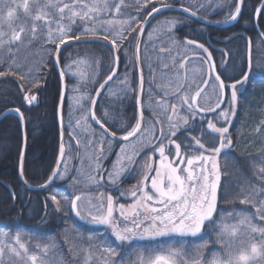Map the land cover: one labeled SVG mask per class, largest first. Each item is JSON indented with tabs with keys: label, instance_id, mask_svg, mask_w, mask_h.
Instances as JSON below:
<instances>
[{
	"label": "trees",
	"instance_id": "16d2710c",
	"mask_svg": "<svg viewBox=\"0 0 264 264\" xmlns=\"http://www.w3.org/2000/svg\"><path fill=\"white\" fill-rule=\"evenodd\" d=\"M19 2H22V0H19ZM37 2L41 5L47 3L58 4L59 7H63L64 4L71 6L73 3L80 5L87 4L91 7L94 4L93 2L95 4H103L105 0H29L30 13L26 15L22 8L19 9V19L11 28L6 22H0L3 30L8 29L6 32L4 31L6 33L4 37L5 45L0 47V71L6 73V75L0 76V116L9 110L18 108L26 118L25 131L27 147L24 163V179L28 181V184L32 185L31 188H37V185L47 179L52 166H54L56 155L59 152V130L56 113L61 81L54 66L56 43L48 42L49 35L53 38L60 37L58 26L71 32H76L85 26L82 24L80 18L74 23L69 20V17L68 20H62L69 12L67 9L61 17L59 8L49 7L37 9L35 7V3ZM107 2L110 8L105 9L103 12L98 11L96 15L101 21H113V25L108 26L109 30H112L114 27L116 31H124V34L128 35L127 25L125 24L123 28L120 25L121 21L128 19V14L132 16L136 15V9L132 7L136 3V0H107ZM204 2L208 3L209 0H204ZM117 3H123L125 5L122 9L123 14L121 15L116 14L115 4ZM222 3L223 0H213V7L208 9V12L211 13L207 17L208 19L211 21L224 19L227 14V9L224 8L221 10L218 6ZM259 5L260 0H245V6L239 21L227 29L206 27L190 19L186 20L187 25L184 29L182 28L177 32L181 39L186 36L189 39H196L199 42L203 39H209L213 43L214 39H221V42H223L222 47L226 54L223 56V60L229 61L226 75L233 74L236 66L240 65L242 60L243 66L247 70V38L251 40L253 67L250 79L245 85L239 88L236 114H229V123L225 124L221 121L218 123V126L229 128V135L234 141L233 146L227 151L222 152L219 156L221 174L220 196L222 197L219 202V207L225 213H243L251 217L252 225L257 228L264 227V220L260 219L258 215H255L256 207L253 206V203L264 201V192L260 191L261 181L257 175L260 168L264 166V130L258 131V126L261 123L259 113L253 106L250 107V104L256 102L252 98L253 93L257 89H260L258 85L264 86V63H258V61H264V44L259 38L254 24V15ZM76 8L81 11L80 7ZM109 12H111V15ZM38 14L44 15V19L39 21L35 20L34 17ZM165 17L185 19V15L172 12H166L157 16L145 33L140 49L141 56L143 51L147 53L151 51L146 47L148 33L158 20L164 19ZM51 25L52 27H50ZM21 26H24L26 29L35 28V35L33 36L31 31H27L25 34H22L27 36V39L23 43L15 42L9 46L7 41L11 39L13 31L19 30ZM87 26L93 27L96 25L89 24ZM132 27L135 28L137 25L133 24ZM202 27L205 30L200 32L199 30ZM258 28L261 33L264 32V16L259 17ZM237 33L239 35L235 40L227 44L224 43L226 37ZM29 39L31 43H29ZM135 43L136 38L133 37L130 45L127 43L124 44V47L128 49L127 58L123 52L120 53V68L133 70L134 87L137 86L138 79L133 58ZM154 48L156 49L152 45V50ZM107 49V47L99 44L74 45L65 48L59 55L61 65L72 64L76 68L79 62L86 63V65L79 64L80 67L82 66L81 71L86 73L87 77L84 84L85 89H82L86 96L91 89L92 84H89L90 81L96 78L97 74L102 81L108 74L109 60ZM101 57L104 58L102 65L98 63ZM143 75L145 80V88L143 89L144 127L145 130L148 128L151 130L154 127L156 130L154 135L155 137H159L161 127L165 129L168 127L170 121L168 122L166 117H169L170 113H173L171 104L175 103L172 97H168L172 94L168 95V92L164 93L163 80L166 74L160 75L159 81L161 89L157 93L158 97L152 100L149 99L151 91L148 87L145 73ZM37 77L39 78L38 81L35 79ZM237 78L239 77L237 76ZM74 79L70 75L65 79V83L68 85V96L71 95L72 86L76 84ZM36 82L40 83L41 87L39 89L32 88V92L38 99L32 105H27L23 99L21 86L24 85L25 88H31L32 84ZM227 82L231 83V81ZM92 87L94 86L92 85ZM95 87H98V84ZM260 90L262 91V89ZM94 94L93 92L92 95ZM262 94H264L263 91ZM105 96L106 94L102 96L97 105L98 116L103 115L100 111L105 110ZM127 100V109L130 113L129 117H131L135 111V98L133 97ZM83 101L85 100L83 99ZM157 101H160V104L156 106ZM229 102L230 97L228 96L223 110L229 108ZM86 103L88 102L81 103V111L84 109ZM153 106L155 108H152ZM71 111L73 112L72 107ZM69 112L70 101L65 99L63 107L65 150L66 156L68 154L71 157L68 164L73 174H75L76 169H79L78 165L81 161L80 154H83V150L85 152L83 155L85 156L87 152L89 153L88 149L91 148L90 150H92L93 148L94 150L95 148L94 146H77L75 149V146H69L73 145L75 141L72 143V139L70 140L68 134L71 132L74 123L80 115V112H78L71 116L74 123L72 127H69ZM197 117L200 119L199 116ZM155 121H162L163 124L154 123ZM130 123H135V121H130ZM87 124L89 125L88 121ZM195 126L198 132L200 127L205 128L206 123H200L195 120ZM189 131L190 129L185 130L182 127L181 132L177 135L180 136L183 134L186 138ZM77 135L79 136L80 133H76ZM214 135L216 134L206 130L204 141L206 143L212 142ZM85 137L88 138L87 136ZM164 142L167 141L165 140ZM216 142L218 143V141ZM22 144L21 124L18 116L10 115L0 123V229L8 233L7 236L10 238H16L18 234L20 235V241L26 244V252L36 257L35 261L32 260V264H37V261H39L38 264H108L109 260H115L116 264H138L141 258L148 260L151 257L154 261L157 254L153 253L152 250L161 245L171 244L174 241H184L186 243L189 248V253L188 256L184 257L185 259L196 255L194 250L202 242L201 237L167 236L155 239H133L130 242H126L125 245H121L112 235L110 229L106 227L88 225L87 222L78 218L70 210L66 215L63 212L56 214L52 211L54 206L51 200L47 201L49 205L48 223L47 225L41 224L40 218L44 215V198L49 195L52 189H58L72 196L81 194L84 188L82 186L69 187L70 179H57L46 191L32 192L25 189L18 176L19 153ZM68 146L69 149H67ZM71 147L73 150L72 153L70 151ZM119 147L121 146H112V153L109 155L107 162L103 164L105 172L111 168ZM76 154L80 156L78 161L74 160ZM193 154L197 153L194 152ZM141 159L143 157H140L139 161ZM136 167L137 165L134 166L133 171L127 178L123 176V179L121 177L123 179H120L121 183L118 180V190L108 185L105 176L104 180L96 184L97 187L91 189L93 190V195L103 194L106 197L108 195L120 197V192L138 182L139 172L136 171ZM11 192H15L17 196L15 201L11 196ZM246 197L250 198L251 202L242 204L240 202L241 199H245ZM92 199L96 198L94 197ZM121 201L124 202L126 200L121 199ZM238 219V217L233 216L231 219L226 220L225 223L229 225L237 224ZM203 239L212 241V243H209L207 249L203 251L205 257L211 260L212 254L215 252L222 260H227L228 255L225 247L219 243H215V232L204 233ZM237 239L245 242L242 249L234 250V254L237 257L240 250L244 252L249 251L253 243L257 244V247L259 246L260 250L264 252V246L260 244L262 237L259 232L239 233ZM104 242H107L116 250L114 256H110L104 247H102ZM263 260L260 257L258 259H251L250 261L255 262L253 264H264Z\"/></svg>",
	"mask_w": 264,
	"mask_h": 264
},
{
	"label": "snow or ice",
	"instance_id": "6c2138e0",
	"mask_svg": "<svg viewBox=\"0 0 264 264\" xmlns=\"http://www.w3.org/2000/svg\"><path fill=\"white\" fill-rule=\"evenodd\" d=\"M218 6L221 10L226 8L227 14L220 21H211L207 17L211 14L208 12V9L213 7V0H209L208 3H205L204 0H136V3L132 5L136 9V15L132 16L128 14V19L121 21V28L126 24L127 30L129 31V34L125 35L124 31H116L114 27L112 30H109L108 26L113 25V21H101L96 15L98 11L103 12L105 9L110 8L107 0L103 4H94L91 7L87 4L80 5L77 3H73L71 6L64 4L63 7L52 3L43 5L38 2L35 3L37 9L49 7L59 8L61 17L66 9L72 11V9L80 7V12L72 11V17L79 16L82 24L85 25L76 32L66 31L63 27L58 26L60 37L53 38L49 35L48 42L56 43V64L61 67V88L56 115L62 127L63 102L65 99H68L70 102L73 99V97L67 95L68 85L64 81L69 75L67 70L71 69L73 65L60 64L59 55L62 50L61 45L67 47L68 41H75L78 44L88 43L89 38L99 41L101 46L111 45L107 49L109 60L108 74L102 81L99 79L98 74L96 78L90 81L94 87L88 91L86 97H81L88 103L84 105L82 116L76 121V123H78L79 119L88 121L89 128H91L93 122L95 125H98V129L94 130V139L89 141L94 148L96 145H99L98 148H95L94 157L96 175H90L89 179L98 184L106 176L108 185L118 190V180L125 173L128 165L139 164L140 157L144 159V163L139 164L142 171L138 182L129 189L120 192V196L131 198L133 201L132 204L125 205L118 203L119 197L108 195L107 209L105 212L103 196L101 195L97 198L100 203L92 204L91 207L84 210L78 203L82 199L80 195L69 196L58 189H52L49 195L44 198V215L40 218L41 224L47 225L48 223L49 205L47 201L51 200L54 206L52 211L56 214L63 212L66 215L70 210L81 220H87L93 224L105 225L111 230L112 235L121 245H125L126 242L137 238L141 240L155 239L173 234L179 237H201L202 242L196 246L194 250L196 255L194 257L185 259L184 257L188 256L189 253V248L186 243L184 241H174L171 244L161 245L153 249L152 252L157 254L154 261L151 257L148 260L141 258L138 264H241V262H247L250 255L255 256L258 254L257 244L253 243L251 245L250 255L240 250L237 257L234 254V250L242 249L245 243L242 240H238L237 235L241 226H246L250 229L251 233H260L262 237L260 244L264 246V227L257 228L253 226L250 217L243 213H225L219 207V202L222 197L220 196L221 174L218 157L223 150L231 148L234 141L229 135V128L218 126V123L220 118L223 117L224 123L227 124L229 123V113L232 115L236 114L239 88L245 85L250 79L253 67L251 40L249 39L247 48V70H245L242 60L241 64L236 66L233 74L226 75L229 61L222 60L221 64L217 65L210 51V46H205V43L189 38H185L183 42H179L178 37L174 35L177 25L183 24L185 20L192 18L203 20L205 26L209 23L233 24L242 15L245 0H223V3ZM124 7L125 5L123 3L115 4L116 14H123L122 9ZM21 8L28 15L30 13L29 0H22V2H19V0H0V22H6L11 28L19 19V9ZM173 8H176L179 12H183L185 19L165 17L163 20H158L148 33L149 38L152 37L153 33L159 31L166 35L174 45L178 42L182 43L188 51L192 52V59L198 60L201 63V71H203V65L207 66L208 78L201 80V83L204 85L203 89L197 91L190 98H182V105L187 106L188 116L179 117V121L176 123H171V117H169L170 122L167 129L161 127L159 137L153 136L152 140L138 142L139 150L135 151L132 155L125 156V147L121 145L116 152V158L111 168L105 172L101 162L111 154L112 144L114 142H130L131 140H136L145 132L143 75L141 74L139 76L137 86L133 87V74L127 70L121 74L118 70L120 53L123 52L124 56L126 58L128 57V49L124 47V44L127 43L130 45L133 37L136 38L138 52L140 43L142 42L141 37L147 30L146 25L149 23V18L153 17L154 14H163L164 11ZM109 14L111 15V12ZM256 15L257 17L264 16V0H260V5L256 8ZM34 19L37 21L43 20L44 15L38 14ZM89 24H98L99 27H88L87 25ZM133 24H136L137 27L133 28ZM204 30L205 28L202 27L199 31L203 32ZM27 31H31L33 36L36 33L35 28L26 29L24 26H21L19 30L13 31L11 39L7 41V44L10 46L15 42L23 43L27 39V36L22 34H25ZM238 35L237 33L226 37L224 43H230ZM260 35L264 36V32ZM5 36L6 33L0 32V47L5 45ZM29 43H31L30 39ZM218 51L224 52V50L219 49ZM103 59L101 57L98 63L102 65ZM135 59L137 63H142L138 54ZM258 63H264V61H258ZM181 67H184V65L181 64ZM71 74L79 75L78 73ZM4 75L6 73L0 71V76ZM35 79L37 81L39 80L38 77ZM227 81H231V83ZM97 84L98 87H95ZM114 84L119 87L120 92L114 91ZM209 85H211L214 92L218 93L216 97L217 103L214 107H201L198 104L197 97L202 96L207 91ZM40 87L41 85L38 82L32 84L31 88H25L24 85L21 86L23 99L27 104L32 105L37 101L38 98L32 92V88L39 89ZM227 89H231L229 108L222 110L221 104L225 99L224 94ZM72 91L73 93L82 91L81 81H78L77 85L72 86ZM93 92L95 95H92ZM105 94L113 96L119 101L121 113L123 112V101L125 99L135 98V111L131 117L127 118V122L116 124L114 120H109V113L107 111L101 116L96 114V106ZM171 107L173 112L177 111L175 104L171 105ZM12 111L17 113L20 124H25L26 118L24 114L18 108ZM208 113L214 115L212 118L207 119V131L216 134L212 137V142L210 143L204 141L205 128L200 127L197 132L195 126V118L199 116L201 121H203ZM71 116L70 104L69 127H72L74 123ZM130 121H135V123H130ZM154 123L163 124L162 121H155ZM182 127L185 130L190 129L186 138L183 134L180 136L177 135L178 132H181ZM260 130H264V121H261L258 126V131ZM150 131H154V127ZM69 136L77 139L79 145V137L75 136V130L69 132ZM165 140L167 141L166 144L164 143ZM153 141L158 142L153 143ZM24 144L25 147H22L19 153V174L25 186L31 188L32 185L28 184V181L24 179L26 136L24 137ZM169 146L174 147V153ZM194 152L197 154H193ZM156 153L159 155L158 162L154 159V154ZM125 160L127 163H125ZM257 175L261 181L260 191L264 192V166L260 168ZM57 179H70L69 187H75L76 182L80 179V170L76 169L75 174H73L72 169L69 167L63 142V130L61 131V142L54 166H52L47 179L43 180L37 187L40 190L49 189L53 181ZM12 197L14 201L17 199L15 192L12 193ZM141 202H143V212L137 210ZM240 202L242 204L249 203L251 200L246 197L245 199H241ZM253 206L256 207L255 215H258L260 219L264 220V201L253 203ZM117 211L120 214L118 218L114 216V213ZM233 216L239 218L237 224L229 225L225 223L226 220L231 219ZM206 232L216 233L215 243H219L225 247L228 255L227 260H222L215 252L212 254L211 260L203 255V251L207 249L209 243H212V241L203 239V234ZM7 235L8 233L0 229V236ZM16 243L19 245V249H24L25 252L27 251L25 245L20 244L19 234L16 237ZM102 247H104L110 256L115 255L116 250L107 242H104ZM19 249L13 247L11 251L19 255ZM2 257L3 248H0V259ZM32 259L35 261L36 257H32ZM108 264H116V261L109 260Z\"/></svg>",
	"mask_w": 264,
	"mask_h": 264
},
{
	"label": "flooded vegetation",
	"instance_id": "af4514ba",
	"mask_svg": "<svg viewBox=\"0 0 264 264\" xmlns=\"http://www.w3.org/2000/svg\"><path fill=\"white\" fill-rule=\"evenodd\" d=\"M161 20H163V19H161ZM186 25H187V21L185 20V23L177 25V27H176L174 35L176 37H178L179 42H183L185 40V38H188V37L185 36L184 38L181 39L178 36V34H177V32L180 31V29H182V28L184 29V27ZM163 35L164 34L161 33V34H157L156 37L154 36L153 39L150 38V39H152L151 42H148V40H147L146 47H148V49H150L151 51H149V53H147L146 51L145 52L143 51L142 56L140 54V59L142 58L141 61L143 63V65L141 63V65L143 67L142 69L144 71L143 73H145V77L147 78V82H148L147 84H148V87L150 88V91H151V94H150L151 97L149 96V99L152 100V99L158 97L157 93L161 89V85H160V81H159L160 80V75L161 74H166V75H164L166 77L163 80L164 90H165L164 93H167L166 92V87H165V85L167 83H170L169 85H172V87L175 86L174 85L175 82H177L178 86L180 85L176 92L171 93L172 95H169L170 93L168 92V95H169L168 97H172L173 100H174V103L177 106V111H176L177 113L176 112L170 113L169 117L173 118L176 114H178L180 116H184V114H187L186 116H188V112L186 110L187 106L186 105H182V98H184V97L190 98L192 95H195L197 91H199L200 89L203 88L204 85L201 83V80L208 78L207 66L203 65L202 73H204V78L201 77V80H200V78H199L200 76H199V77L196 78V80H198V83H195V82H197V81H195L191 85L187 84V78H188L187 72H186L187 64L196 63L198 67L202 68L201 63L198 60L192 59V55L193 54H192L191 51H188L187 53H189V52L190 53L185 55V53L181 52V50L180 51L177 50V48H178L177 45L178 44H181V46L184 49H186V47L182 43L178 42V44L176 43L174 45L169 40V38L167 36H163ZM221 41L222 40L218 39V38L214 39L213 43L209 39H203L201 41L202 43H205V46H210V51L212 52L214 60H215V63L217 65L221 64L222 60L224 59L223 56L226 55L225 54V50L222 47V43L223 42H221ZM215 43H216V45H215ZM152 45H154V47H156V49L154 48L155 50L154 49L152 50ZM162 49H164V50L162 51ZM218 49L219 50H224V52L222 53L221 51H218ZM143 50H145V49H143ZM151 52H152V54H151ZM177 52H179V53H177ZM179 55L181 56V60L179 58ZM185 57H187V58H185ZM133 58H134V54H133ZM181 64H183L184 67H181ZM135 68H136V66H135ZM125 70H127L128 72L133 74V70H131V69H125V68L121 69L120 68V63H119V72L121 74H123L125 72ZM133 85H134V75H133ZM197 86H199V87H197ZM144 88H145V80H144ZM169 88L170 87H168V89ZM113 89L116 92H120L119 87H117L115 84L113 85ZM208 93H214V98L216 100L214 99L215 101L213 100L212 103L210 101L209 104H212L211 107L215 106V104L217 103V98L216 97H217L218 93L213 91V88L211 87V85H209L208 88H207V91L204 92V94L202 96H199V98L197 99L199 106L204 107V106H202V101L205 98L206 94H208ZM225 94H226V101H227L228 100V96L230 97L231 89H227L225 91ZM166 97H167V95H166ZM105 98H106L105 110L104 111H100V113L104 114V112L107 111L109 113V120H114V122L116 124L127 122V118L130 115V113L128 112L129 110L127 109V102H126L128 100L125 99L123 101V112L121 113L120 103H119V101L117 99H115V97L109 96V95L106 94ZM170 103H172V102H170ZM158 104H160V101H157L156 106ZM171 105H173V104H171ZM224 106H225V104H224ZM207 107L208 106H206L205 108H207ZM152 108H155V106H153ZM222 110H223V108H222ZM152 111H153V109H152ZM97 113L98 112H96V114ZM213 115L214 114L206 115V118L203 121H201V119H198V117H196L195 120H197L200 123H206V126H207V119L211 118V116H213ZM169 117H166L168 122H169ZM118 118H120V119H118ZM144 118H145V116H144ZM206 126H205V128H206ZM97 129H98V126L95 125V123L93 122L91 124V128H89L90 132H89V137L87 138L89 141L94 139V130H97ZM206 130H207V128H206ZM177 134H179V132ZM75 136H76V133H75ZM68 137L70 138V140L72 139V143L75 141L73 143V145H69V146H75V149L77 148V146H91V147L93 146L90 143L84 144V145L79 143V145H78L77 139L69 136V134H68ZM77 137H78V135H77ZM139 138L140 137H138L136 140H132L129 143H125V144H119V143H115L114 142L112 144V146H121V145H123V146H138V144H136V145H133V144H134V142L139 140ZM157 142L158 141H153V143H157ZM164 143L166 144L167 142H164ZM98 146L99 145H96L95 148H97ZM105 146H107V145H105ZM90 149H88L89 153H90V151H92V152L95 151V149L93 150V148H92V150H90ZM70 151L72 153V151H73L72 147H71ZM109 155H108V157H109ZM108 157H107V159L103 160L102 164H105L107 162ZM74 158H75L74 159L75 161H78L80 159L79 154H76ZM134 166L135 165H133V166L131 165V167L127 170V172H125L124 175H122V177L124 176L125 178H127L131 174V172L133 171ZM93 173H94V175L96 174L94 168H93ZM124 177H123V179H124ZM120 179L123 180L122 178H120ZM120 179H119V183H121Z\"/></svg>",
	"mask_w": 264,
	"mask_h": 264
},
{
	"label": "rangeland",
	"instance_id": "374dc122",
	"mask_svg": "<svg viewBox=\"0 0 264 264\" xmlns=\"http://www.w3.org/2000/svg\"><path fill=\"white\" fill-rule=\"evenodd\" d=\"M93 3L95 4V2H93ZM72 11L80 12L79 10H77V8L76 9L75 8L72 9ZM72 11H69L68 14L65 17L62 18V20H68L70 18L69 20H71L72 23H74L75 21H77L80 17L79 16H76L75 18H73L72 17ZM91 25H96V27H99L98 24H91ZM50 27H52V25ZM7 30H3L1 28V26H0V32H4V31L6 32ZM53 30H54V27H53ZM161 33L162 32H159V31L156 32V33H153V35H152L151 38L153 39L154 36L156 37L157 34H161ZM163 36H166V35H163ZM152 39H150L149 36L147 37L148 42H151ZM177 47H178L177 50L178 51L181 50V52L185 53V55H187V54L190 53V52L187 53L188 50L187 49H184L181 46V44H178ZM177 53H179V52H177ZM179 58L181 60V56L180 55H179ZM79 64L86 65V63L79 62L77 64L76 68L72 67L68 71H69V75L71 76V78H75L74 79L76 81L75 82L76 83L75 85H77L78 81H81L82 89H85L84 84H85V82L87 80V77H86V73H83L81 71L82 66L80 67ZM186 72H187V76H188V78H187V84H190L191 85L195 81H197L195 83H198V80H196V78L199 77V76H200L199 77L200 80H201V77L204 78V73H202L201 67H198L196 63L187 64ZM71 73H78L79 75H72ZM89 84L91 85V83H89ZM169 84L170 83H167L165 85V87H166V92H169L170 94L173 93V92H176L178 90L179 86H180V85L179 86L177 85V82L174 83L175 86H173V87H172V85H169ZM168 87H170V88L168 89ZM91 88H93L92 85H91ZM258 88L262 89V91L264 92V86L258 85ZM260 89H257L253 93V98L252 99H254L256 102L255 103L252 102L250 104V107L253 106V108L257 109V112L259 113L258 114L259 115V120L261 122V121H264V94H262V91ZM70 96L73 97L72 101L70 102L71 107L73 108L72 115H75L76 113L80 112V115L78 116V118H80L82 116V112L84 110L83 109L81 111V109H80L81 103L86 101L85 99H84L85 101H83V99L81 97H86V94H85V92H83V90L81 92H79V93H73V91L71 90V95ZM214 99H215L214 98V93H208V94H206L205 98L202 101V106H204V107H206V106L210 107L212 104H209V103H210V101L212 103ZM186 115L187 114H184V116H186ZM179 117H181V116L178 115V114H176V116H174L171 119V123L178 122L179 121ZM78 118H77V120H78ZM220 121L222 123H224V118L221 117L220 118ZM73 127L71 129V132L73 130H75V133H77V134L80 133V135L78 136L79 137L80 144H82V145L88 144L89 143V140L85 137V136L89 137V132H90L89 125L87 124V121H85L83 119H79L78 123L75 122ZM151 133H153V134H151ZM155 133H156V130L155 129H154V131H150V128L146 129L145 132L140 136L139 140H137L136 142H134L133 145L138 144V142H140V141L147 142L148 140H152L153 136H155L154 135ZM124 147H125V154H124L125 156L132 155L135 151L139 150L138 149V146H124ZM169 147L171 148V151L174 153V151H175L174 150V147H172V146H169ZM119 148H118V150H119ZM67 149H69V146H68ZM228 149L223 150V152L224 151H227ZM93 152L92 151H90V153L87 152V154L84 156L83 154L85 152L83 150V152H82L83 154H81V161L79 162V165H78L79 166V170H80V179L76 182V185L75 186H79V187L82 186L84 189H83V192L81 194H79L82 197V199L78 203L80 204V206H81L82 209L87 210L89 207L92 206V204H98V203H100V201L97 198L102 195L103 196L104 210L106 212V209H107V197H106V195L98 194L97 196H94L93 193H92L93 190H91L94 187H97V185H96L97 183H94L92 180L89 179V176L90 175L91 176H95L94 173H93V168H94V165H95V159H94V157H95V151H93ZM66 158H68V162H70L71 157L68 154H67ZM154 159H155L156 162L159 161V155H158V153L154 154ZM218 161H219V157H218ZM125 163H127L126 160H125ZM142 163H144V159H141L139 161V164H142ZM139 164H137V167L135 168L136 171L139 172V174H138V180L140 179V175H141V171H142L140 169V167H139ZM130 167H131V165H128L127 170ZM209 167H211V165H209ZM127 170L125 172H127ZM124 174L125 173H123L122 175H124ZM152 174L154 175V173H152ZM149 186H150V181H149ZM115 190H117V189L115 188ZM149 190H150V187H149ZM64 193H66V192H64ZM117 193H119V192L117 191ZM94 197L96 199H92ZM119 198L120 199L118 200V203H123L125 205H129V204H132L133 203V201H132L131 198L123 197V196H120ZM121 199H125L126 201L123 202V201H121ZM137 210H139L141 212L144 211L143 202H141V205H140V207ZM129 211H131V210L129 209ZM119 215L120 214H119L118 211L114 213V216H116L117 218L119 217ZM84 222H87L88 225H92V226H95V227H106V228H108L105 225L90 223L87 220H84ZM252 222H253V218H252ZM233 225H235V224H233ZM249 232H251L249 228H247L246 226H242V228H240V231L238 232V234L239 233H249ZM170 236H176V235L173 234V235H170ZM165 237H167V236H165ZM20 244L25 245V248H26V244L24 242H21L20 241ZM5 245H6V247H5ZM13 247L19 249V245H17V243H16V238H10L8 236H0V248H3V257H2V259H0V264H3V263H6V264H32L33 263L32 262V260H33L32 257L33 256L31 255V253L25 252L24 249H19L20 254L17 255L14 252L11 251V249ZM250 253H251V248H250L249 251L245 252V254H247V255H250ZM263 253L264 252L262 250H260V247L258 246V254L255 255V256H251L250 255L249 260L247 262H242V264H245V263L246 264H253L255 262H252L250 260L251 259H258L260 257L263 260V255H264ZM263 262H264V260H263ZM38 263H39V261H37V264Z\"/></svg>",
	"mask_w": 264,
	"mask_h": 264
},
{
	"label": "water",
	"instance_id": "95a60500",
	"mask_svg": "<svg viewBox=\"0 0 264 264\" xmlns=\"http://www.w3.org/2000/svg\"><path fill=\"white\" fill-rule=\"evenodd\" d=\"M166 12H172V13H178V14L185 15L183 12H179L176 8H173V9H171V10H166V11H164L163 13H166ZM159 15H160V14H154L153 17H150V18H149V23L146 25V29H148V27H149V25L152 23V21H153L157 16H159ZM240 17H241V16H240ZM239 19H240V18H239ZM239 19H238V21H239ZM258 19H259V17H257L256 12H255V15H254V24H255V28H256V30H257V32H258V34H259V37H260L261 41L264 43V36L260 35L261 32H260V30H259V28H258ZM192 20H194V21H196L197 23H199V24L205 26L203 20H197V19H195V18H192ZM238 21H237V22H238ZM237 22H235V23H233V24L209 23V24L206 25V27H213V28H219V29H227V28H230V27L234 26ZM146 31H147V30H146ZM146 31L143 33V36L141 37L142 41H143V37H144ZM138 35H139V34H138ZM248 41H249V39L247 38V48H248ZM84 44H99V45H101L99 41L94 40V39H90V38H89V42H88V43H80V44H78V43H76L75 41H68V46H67V47H69V46H74V45H84ZM141 44H142V42L140 43V47H139V51H138V52H137V48H136V43H135V48H134V63H135V66H136V70H137L138 78H139V76H140L141 74L143 75V73H142L141 63H137L135 57H136L137 54H138V55H139V59H140V48H141ZM67 47H65L64 45H61V49H62L61 52H62L65 48H67ZM105 47L110 48L111 45H106ZM61 52H60V53H61ZM56 59H57V56H56V52H55V55H54V66H55V69H56V71H57V73H58V76H59V78H60V71H61V68H60V66H57V64H56ZM140 61H141V60H140ZM118 70H119V66H118ZM143 80H144V79H143ZM64 83H65V81H64ZM65 84H66V83H65ZM203 87H204V86H203ZM143 88H144V84H143ZM202 89H203V88H202ZM224 96H225V99L223 100V103L221 104V109L223 108V106H224V104H225V102H226V94H224ZM198 98H199V96L197 97V99H198ZM64 102H65V101H64ZM64 102H63V105H62V116H63ZM34 103H35V102H34ZM27 105H29V104H27ZM218 111H219V110H218ZM211 114H212V113H208V114H206V115H211ZM10 115H17V113H15V112L12 111V110H9V111L5 112L2 116H0V123H1L6 117H8V116H10ZM17 116H18V115H17ZM57 124H58V130H59V146H60V142H61V131L63 130V127L61 126V123H60V120H59L58 117H57ZM97 126H98V125H97ZM21 132H22V142H23L22 147H25V144H24V137L26 136L25 124L21 125ZM131 141H132V140H131ZM63 142H64V130H63ZM125 143H129V142H123V141L119 142V144H125ZM26 147H27V144H26ZM25 155H26V150H25ZM19 172H20V165H19V170H18V176H19V180H20L22 186H23L25 189H27V190H29V191H32V192H42V191H46V190H47V189H45V190H40L38 187H37V188H28V187H26L25 184H24V182H23V180H22L21 177H20ZM54 182H55V181H53L52 185L54 184ZM52 185H51V186H52ZM11 196H12V192H11ZM12 198H13V197H12Z\"/></svg>",
	"mask_w": 264,
	"mask_h": 264
}]
</instances>
